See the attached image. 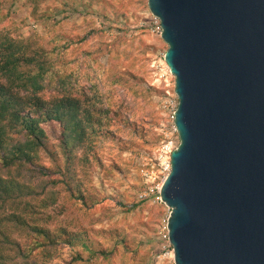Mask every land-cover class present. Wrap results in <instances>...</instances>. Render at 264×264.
<instances>
[{
	"label": "rangeland",
	"instance_id": "rangeland-1",
	"mask_svg": "<svg viewBox=\"0 0 264 264\" xmlns=\"http://www.w3.org/2000/svg\"><path fill=\"white\" fill-rule=\"evenodd\" d=\"M0 14L7 15L1 29L50 52L57 70L75 73L90 95L96 86L112 110L111 139L97 144L91 162L81 149L69 164L60 124L44 125L51 147L42 162L68 171L76 193L81 189L86 197L74 198L66 184L57 187L59 201L43 223L58 244L46 264H176L159 258L169 207L158 194L141 197L166 176L156 157L176 93L165 61L169 45L149 0H0ZM81 236L92 250L76 240Z\"/></svg>",
	"mask_w": 264,
	"mask_h": 264
},
{
	"label": "water",
	"instance_id": "water-1",
	"mask_svg": "<svg viewBox=\"0 0 264 264\" xmlns=\"http://www.w3.org/2000/svg\"><path fill=\"white\" fill-rule=\"evenodd\" d=\"M181 145L161 189L176 264H264V0H149Z\"/></svg>",
	"mask_w": 264,
	"mask_h": 264
},
{
	"label": "trees",
	"instance_id": "trees-1",
	"mask_svg": "<svg viewBox=\"0 0 264 264\" xmlns=\"http://www.w3.org/2000/svg\"><path fill=\"white\" fill-rule=\"evenodd\" d=\"M6 18L0 14V26ZM91 90L92 95L78 86L75 73L57 70L50 52L0 27V264H46L54 257L58 243L43 222L51 219L60 184L86 201L68 171L46 165L41 155L51 147L44 127L50 123L62 128L60 146L69 164L81 149L91 162L97 144L111 139L112 110L96 86ZM82 237L67 240L92 250L91 240ZM30 239L33 244L24 243Z\"/></svg>",
	"mask_w": 264,
	"mask_h": 264
},
{
	"label": "built area",
	"instance_id": "built-area-1",
	"mask_svg": "<svg viewBox=\"0 0 264 264\" xmlns=\"http://www.w3.org/2000/svg\"><path fill=\"white\" fill-rule=\"evenodd\" d=\"M157 20H158L157 29L158 31L162 33L161 20L159 18H157ZM171 74L176 80L175 75L172 72ZM179 104H180L179 96L177 95V93H175L174 98L169 102V106H168L171 110V118H172L171 125L168 127V129L164 133V138L161 141L160 150L158 152V156L156 157L157 164L160 165V167L162 168L166 176L164 180L162 181V183L160 184L158 183V185H156V181H155L154 186L148 191V193L141 195L142 198L149 196V194H154V195L158 194V199L162 201L161 189L164 184V181L166 180V178L172 171L173 153L181 145V135H180L179 129L176 124V113H177ZM169 210H170V215H171V209L169 208ZM170 215L159 237V240L162 244V250L164 252V254L160 255L159 258L165 257V258L175 259L174 247L170 239V229H169Z\"/></svg>",
	"mask_w": 264,
	"mask_h": 264
}]
</instances>
